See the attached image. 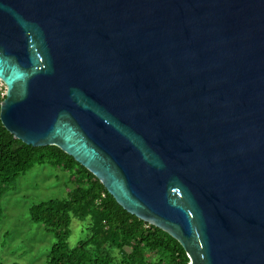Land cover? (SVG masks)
<instances>
[{
	"label": "water",
	"instance_id": "1",
	"mask_svg": "<svg viewBox=\"0 0 264 264\" xmlns=\"http://www.w3.org/2000/svg\"><path fill=\"white\" fill-rule=\"evenodd\" d=\"M0 81L190 264H264V0H0Z\"/></svg>",
	"mask_w": 264,
	"mask_h": 264
},
{
	"label": "trees",
	"instance_id": "2",
	"mask_svg": "<svg viewBox=\"0 0 264 264\" xmlns=\"http://www.w3.org/2000/svg\"><path fill=\"white\" fill-rule=\"evenodd\" d=\"M3 99L0 94V104ZM46 163L69 173L75 186L66 198L45 201L29 210L32 222L43 224L56 238L46 264H190L176 239L124 210L99 179L73 157L57 146L33 147L14 139L1 120L0 220L4 195L21 175ZM73 217L88 220V235L70 248Z\"/></svg>",
	"mask_w": 264,
	"mask_h": 264
},
{
	"label": "rangeland",
	"instance_id": "3",
	"mask_svg": "<svg viewBox=\"0 0 264 264\" xmlns=\"http://www.w3.org/2000/svg\"><path fill=\"white\" fill-rule=\"evenodd\" d=\"M69 173L50 164H36L2 199L0 220V260L3 264H46L56 242L43 224L32 222V206L64 199L74 189ZM88 220L73 217L68 244L74 248L86 239Z\"/></svg>",
	"mask_w": 264,
	"mask_h": 264
},
{
	"label": "built area",
	"instance_id": "4",
	"mask_svg": "<svg viewBox=\"0 0 264 264\" xmlns=\"http://www.w3.org/2000/svg\"><path fill=\"white\" fill-rule=\"evenodd\" d=\"M0 94L2 97L5 96V85L0 81Z\"/></svg>",
	"mask_w": 264,
	"mask_h": 264
}]
</instances>
